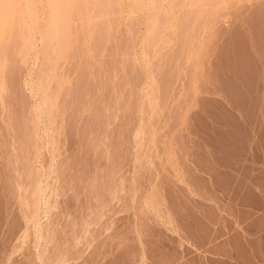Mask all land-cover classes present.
<instances>
[{"label":"clouds","instance_id":"1","mask_svg":"<svg viewBox=\"0 0 264 264\" xmlns=\"http://www.w3.org/2000/svg\"><path fill=\"white\" fill-rule=\"evenodd\" d=\"M113 43L116 130L89 137L103 166L66 173L63 187L47 183L54 170L35 187L31 173L0 181V264H247L241 244L264 212L217 190L200 117L240 86L254 115L240 153L260 140L257 124L264 133V0H0V120L11 65L22 130L49 140L60 93L75 87L66 69L102 66ZM244 186L264 198V179ZM77 187L74 218L58 193Z\"/></svg>","mask_w":264,"mask_h":264},{"label":"rangeland","instance_id":"2","mask_svg":"<svg viewBox=\"0 0 264 264\" xmlns=\"http://www.w3.org/2000/svg\"><path fill=\"white\" fill-rule=\"evenodd\" d=\"M227 44L226 41L222 46L221 56L225 65L228 62ZM116 47L115 43L110 46L109 55L102 66L96 65L89 69L72 64L66 69V74L74 77L75 87L71 92L65 90L60 93L59 112L47 141L37 140L31 129L27 134L22 130L19 110L12 100L15 91V69L9 66L6 72L8 95L4 102L3 119L0 120V181H3L5 186L9 181L19 180L21 177L23 183H29L28 176L31 173V183L35 187L36 180L46 177L50 170H54L55 174L47 183L59 181V186L63 187L66 173L74 176L79 174L87 179L95 172L98 163L103 166V161L89 147V137L102 141L105 136L116 130L113 127L110 131L108 127V111L115 101L112 85L108 81L113 72L118 70V61L113 59ZM52 87L55 92L57 86L53 84ZM237 91L239 96L225 91L228 103L218 99L208 101L207 114L200 117L201 131L213 149L212 158L205 159L207 164L216 170L213 180L217 190H224L226 193L232 191L233 200L240 198V203L251 207L254 215L256 212H264V198L250 190L245 191L244 178H250L253 183L264 179L259 175V165L264 163V152L261 151L264 133L259 131L257 124L260 140L250 154L246 144L244 153H240L237 145L242 138L250 137L254 115L249 113L247 99H241L243 93L240 86H237ZM229 104L233 107L230 108ZM236 106H240L245 112V121H240L236 116ZM253 171L258 174L251 175ZM78 192L79 187L76 193H58L62 213L77 218ZM247 231L253 238L247 246L241 244L243 258L247 264H264V228L256 221L248 226ZM257 233L261 234L259 238Z\"/></svg>","mask_w":264,"mask_h":264}]
</instances>
